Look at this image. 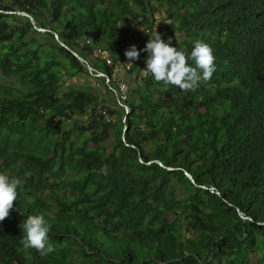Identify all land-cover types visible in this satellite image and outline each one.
<instances>
[{"label":"trees","instance_id":"16d2710c","mask_svg":"<svg viewBox=\"0 0 264 264\" xmlns=\"http://www.w3.org/2000/svg\"><path fill=\"white\" fill-rule=\"evenodd\" d=\"M0 9L45 28L0 10V173L21 181L0 222V264H264V0ZM154 23L177 50L212 47L210 81L184 91L145 72L147 52L127 60ZM52 31L107 76L88 73ZM83 74L93 83L65 82ZM29 215L51 225L55 251L23 247Z\"/></svg>","mask_w":264,"mask_h":264},{"label":"clouds","instance_id":"9594fccd","mask_svg":"<svg viewBox=\"0 0 264 264\" xmlns=\"http://www.w3.org/2000/svg\"><path fill=\"white\" fill-rule=\"evenodd\" d=\"M145 48L138 50L135 45L125 51L128 61L138 60L140 51L148 53L145 61L146 73H151L157 82L178 86L184 91H194L200 82L211 80L216 71L215 55L212 47L203 40L194 41L190 54L184 49L166 43L157 30L149 35ZM194 61V65L188 63ZM129 66L132 63H127ZM21 181L0 173V222L9 217L17 201V188ZM25 233L21 244L24 248H34L41 256L55 251L49 243L51 225L45 222L43 215H29L22 225Z\"/></svg>","mask_w":264,"mask_h":264},{"label":"water","instance_id":"95a60500","mask_svg":"<svg viewBox=\"0 0 264 264\" xmlns=\"http://www.w3.org/2000/svg\"><path fill=\"white\" fill-rule=\"evenodd\" d=\"M0 10L6 11V12H11L12 11V12H15V13H18V14H23V15H25V16L28 17V19L30 20V22L32 23V25H33L34 28H36L38 30H44L45 29L44 27H42L40 25H37L36 22H35V20H34V18L32 17V15L30 13L24 11V10H10V9H0ZM52 32H53L56 40H58L59 43L65 45L69 50H71L72 53H73V55L76 56L77 59L84 64V66H85L86 70L88 71V73H90L91 75H103V76H107L106 73H104L102 71L94 70L93 67L91 66V64L83 56H81L80 54H78L77 51L75 49H73V47L67 46L62 39L58 38L56 32H54V31H52ZM115 97L118 100L117 92H115ZM120 104L123 106L125 112H127L129 110V107H128V105L126 103L120 102ZM122 136L124 138V135H122ZM125 142L128 144L127 141H125ZM130 145H132V143ZM153 160L156 161V162H158L159 164H161V166H163V167L165 166L166 168H172L171 166L163 165L159 159H150L148 161H153ZM185 173L190 178V180L193 181V177L191 176V174L189 172H187V171H185ZM201 185L202 186H205L203 184H201ZM236 210H237V213L240 214V216H242V217H249L250 218V216L245 215L244 213H242V211L238 207H236Z\"/></svg>","mask_w":264,"mask_h":264},{"label":"rangeland","instance_id":"374dc122","mask_svg":"<svg viewBox=\"0 0 264 264\" xmlns=\"http://www.w3.org/2000/svg\"><path fill=\"white\" fill-rule=\"evenodd\" d=\"M155 23L153 24V29H155ZM115 71V70H114ZM115 73V72H114ZM115 76V79L116 80H119V79H122L125 83H128L125 79H124V76H123V72H119V71H116V73L114 74ZM82 80H89L91 83H93V80H91L90 78H88V76H86L85 74L83 75H79V76H75V77H70L69 79H67L65 82L66 83H79L81 82ZM124 87V86H123Z\"/></svg>","mask_w":264,"mask_h":264},{"label":"built area","instance_id":"2783aa9c","mask_svg":"<svg viewBox=\"0 0 264 264\" xmlns=\"http://www.w3.org/2000/svg\"><path fill=\"white\" fill-rule=\"evenodd\" d=\"M106 62L110 63V59L109 58H106ZM124 86V87H123ZM124 88H125V85L123 82H120L119 83V90H120V94L118 95L119 97L123 98L125 96V93H124Z\"/></svg>","mask_w":264,"mask_h":264}]
</instances>
